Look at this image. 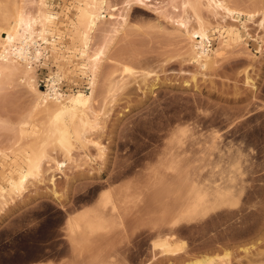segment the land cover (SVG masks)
I'll use <instances>...</instances> for the list:
<instances>
[{
	"label": "rangeland",
	"instance_id": "rangeland-1",
	"mask_svg": "<svg viewBox=\"0 0 264 264\" xmlns=\"http://www.w3.org/2000/svg\"><path fill=\"white\" fill-rule=\"evenodd\" d=\"M7 1L9 0H0V7L3 5L6 7ZM37 1L19 0L20 4L23 2L28 12L32 11L31 13L35 12ZM184 1L146 0V6L133 4L128 11L126 0H111L110 5L116 9L109 12L114 13L117 19L105 18L100 22L94 34L92 50L101 46L104 41V43L110 41L113 35L110 30L115 25L120 26L118 23L122 21L121 16L126 13L128 23L111 45L98 73L92 108L101 113L100 128L89 132L88 137L92 142L85 147L80 144L74 146L71 159L67 160L63 172L57 171L55 161L46 159L42 165L41 177L32 178L22 194L12 193L7 195L6 199L0 197V264H62L66 261L70 263V256H74V251L70 247L71 226H68L76 214L78 216L88 208L96 209L98 203L99 209L101 207L99 198L101 200L103 192L112 190L115 192L120 187L128 188L129 183L137 186V189L129 186L133 192V194L130 192L131 197L141 196L140 199L135 196L138 202L132 199L134 203L140 204L149 199L157 189L165 188L162 184L153 186L154 178L150 174L155 172V168L158 170L162 168L158 164L159 159L167 154H164L165 151L168 152L170 148L173 150L175 146L179 150L180 144L187 142L186 147L184 146L186 149L192 139L185 140L184 136H188L187 139L198 137L203 140L206 133H211L212 128L222 133L226 138L225 142L233 140L231 152L240 157L234 163L235 197L228 205L235 216L232 220L228 219V222L227 219H223L227 214L219 217L220 219L209 215L192 223L189 229H180L178 236L187 241L186 251L189 249L191 252L190 255L186 252L188 254L181 258L187 256L191 258L207 252L223 253L228 248L235 252L234 256L236 254V257H232L231 264H264V0H231L232 7L243 13L241 20L228 17L223 22L205 6L198 9L203 19L211 24L210 30L221 23L230 30L233 27L237 28L239 35L237 42H231L227 48L221 50L219 56L215 57V64L208 70L202 69L200 64L190 59L189 39L180 32L182 27L179 22L194 15L193 9L185 7ZM5 2L6 4H3ZM249 13L255 16L249 17ZM247 16L249 19L246 20ZM191 25L195 26L193 22ZM210 34L216 39L210 47L214 50L221 47L223 37L227 36V33L222 36L215 29ZM43 64L44 62L35 64L34 71L39 89L45 91L49 88L51 72L49 69L56 68L53 63L47 66ZM127 65L136 69V72L139 71L138 75L126 74L127 78L123 75L121 79V70L123 71ZM146 71H153L146 83L149 85L157 83L153 93H148L149 95L145 94L149 92L148 85L142 81ZM75 74L79 76L78 73ZM111 76L119 82L124 79L130 81L127 89L123 88L126 89L124 91L115 88L117 92H112L115 93L112 95L114 98L111 96L112 93H107L109 97H106L107 88L109 90V85L114 82ZM134 76L139 77L136 79ZM83 77L84 80L88 79L87 76ZM65 78L64 92L70 93L72 89L65 86L69 79L67 76ZM135 80L143 83H137ZM23 84L17 76L0 79V149L7 152L11 149H20L22 141H28L27 137V139L31 137L32 142L30 140L24 143L21 148L35 142L37 145L39 142L36 140L40 138L32 139L34 137L30 134L32 130L30 133L28 130L46 118V114L36 108L34 92ZM83 85L88 88L86 81ZM113 99L114 102H111ZM139 102L142 105L146 103L143 107ZM184 125L187 126L185 129L189 126L191 132L187 130L192 135L185 134L187 131L184 135V129L182 134L174 131L176 127L183 128ZM181 127L179 129H182ZM173 131L174 134L177 132L178 134L173 135ZM25 133L27 135L24 138ZM171 135L175 137L172 139ZM180 138L184 141L181 142ZM96 141L108 148L104 158L100 157L96 149L94 144ZM54 144L52 140V144L45 145V152L48 153L46 154L56 157L58 161L68 159L61 147L59 148L57 143L55 146ZM193 148L195 150V147ZM197 150L198 148L195 151ZM162 160L161 164L165 165ZM117 162L127 165L128 168L133 167V172L124 166L123 169L131 173L123 170L126 175L123 172L121 174L123 165L117 166ZM115 169H118L120 175ZM113 173L123 177L117 179ZM109 174L117 181L110 178ZM148 174L151 175V182L149 181L151 185L147 183L149 186H145L149 180ZM52 175H55V184L50 180ZM5 184V179L0 178V187ZM121 189L115 192V196L124 190ZM54 191L58 193L57 196ZM72 206L76 210H71L74 209ZM134 211L135 209L131 215L128 214L130 217L127 215L124 225H119L121 228L118 224L115 229L113 228L112 233L120 240L116 239L111 245L104 246L103 255L99 258L100 264H178V261L187 260L180 258L178 261L176 259L170 261L158 257L159 261L163 262L156 261L157 258L153 262L154 253L151 252L150 246L154 237L152 219L147 216L141 217V220L136 219ZM211 217L213 221L215 219L216 224L221 219L224 222L222 220V223L216 225L212 223ZM225 222L228 224H223ZM116 228L119 230L116 231ZM122 228L127 234L124 235L125 238L121 236ZM147 234L149 235L146 237ZM145 238L148 240L145 241ZM241 246L255 247L249 256L239 251Z\"/></svg>",
	"mask_w": 264,
	"mask_h": 264
},
{
	"label": "bare ground",
	"instance_id": "bare-ground-1",
	"mask_svg": "<svg viewBox=\"0 0 264 264\" xmlns=\"http://www.w3.org/2000/svg\"><path fill=\"white\" fill-rule=\"evenodd\" d=\"M9 1H7V4L9 3L10 6H7L5 2L3 4H6V7L5 5H3L4 7L2 5V7H0V10L4 8L0 12V79L17 76L19 81L27 86L26 88L28 90L34 92L36 95V108L41 109L42 112L46 114V118L39 125H33V129L28 130V133L32 130L30 133L31 136H34L32 139L36 140L37 137L41 139L36 140L37 143L39 142L37 145L35 142L27 144L23 147L24 149L21 148L25 145L24 143H28L31 140V137H29L30 139H27V137V142L22 141V144L21 141H19L21 146L18 150L11 149L10 152H7L0 149V178L6 181V184L0 187V197L3 199H6V196L12 193L22 194L26 189L27 183L32 178L41 177L44 160L52 159L51 161L56 162L57 171L63 172L64 167L67 165V160L71 159L74 146L80 144L82 147H85V145L92 142L88 134L89 132L91 133V130H98V128H100V120L102 119L101 113L94 111L92 108L94 94L98 84V73H100V67L108 56L111 45L114 44L116 38L123 32L126 27L125 25L128 23V13H126V15L124 14L121 16L122 21L118 23L120 26L115 25L114 28L110 30L111 34H113L110 41H106L107 43H104V41L103 44L101 43L102 45L100 44L101 46H97L93 51L94 34L100 22L105 18H110L111 20L117 19L114 13L109 12L111 9H116L110 5L111 0H38L37 4L35 2L36 10L35 12L33 11L34 13L26 10V7L23 5L24 1L21 2L22 4H20L19 0ZM125 3H127L126 6L128 7V11L133 4L147 5L146 0H126ZM184 5L185 7H191L194 13L193 17L185 18L179 22V25L183 29H181L180 32H183L190 42L191 49L188 54L191 56L190 59L200 64L202 69L208 70L215 64V57L219 56L221 50L227 48L231 42H237L239 40V35L237 28L233 27L230 30L221 23L210 30L209 27L211 24L203 19L198 9L201 6H205L214 16L220 17L223 22L228 17L234 20H241V14L243 13L232 7L231 0H185ZM249 15V17L255 16L254 14L251 16V13H249ZM247 19H249L248 16L246 17V20ZM192 22L195 26L191 25ZM63 24L65 25L63 26ZM214 29L219 31L222 36L224 33H227V36L223 37L224 39L220 43L221 47L215 50L210 48L213 46V42L216 41L210 34ZM43 62V66L53 63L56 68L51 69L49 67V70H51V72H49V88L45 91L39 89L37 75L34 71L35 64H42ZM135 70L136 69L127 65L123 71L121 70L122 76L120 78L123 79V75L127 78L128 74L134 75L139 72ZM152 72L146 71L143 75V79L141 75L140 78L145 84H147L146 80H148L147 78L151 76ZM75 73H78L77 75H79V78ZM66 76L69 80L66 82L65 86L72 89L70 93L64 92L65 87L63 82L65 83ZM83 76H87L88 79L84 80ZM137 77L139 76H134V78L138 79ZM195 78L196 76H194V79ZM111 79L110 81L114 80ZM125 80L126 79L119 82L115 79L114 82L112 81L111 84L109 83L110 88L108 90L106 87V94L115 92L116 87L120 88L121 91L126 90L129 80ZM84 81L87 82L88 88L84 87ZM135 82L138 83L140 81L135 80ZM147 85L149 92H145V94H151L157 83L154 82ZM115 93H112L111 96L113 94L115 95ZM106 97H109V95L107 94ZM112 98H114V96H112ZM111 102H114V99ZM139 103L141 104V102ZM145 103L146 102H144V104ZM147 109L149 108L147 107ZM148 111L149 110H147V112ZM185 126L186 125H184L183 128L181 126L178 128L174 126V128L176 127L174 131H179V134H182V130L184 129L183 134L185 131H187L185 134H191L189 133L191 132L190 129H188L189 126L186 129ZM180 127L182 129H179ZM174 131L173 135L178 134V132L174 134ZM210 132L211 133H206V136L204 135L205 138L203 137V140L198 137L187 139L188 136H184L183 139L186 138L185 140L192 139L193 142L191 141L190 144L188 143L191 148H189L188 145L185 149V144H187V142L185 144L181 143L179 150L176 149L177 146L174 147L172 145V148L174 147L173 150L170 148V151H165L164 154L167 153L165 156L162 154L163 160L158 158L160 160V164L158 165H161L162 168H159V170L155 168L154 173L152 171V173H149L153 175L152 177L154 178V181L152 179L153 186L162 184L165 188L157 189L153 193V196H149V199H143L144 202L140 204L134 203L133 200H137L135 198L137 195L134 197L132 196L133 198L131 197V187H134V185L129 183L127 184L128 188H125L126 193L128 192L129 194L124 193L125 189L123 187L124 190L120 187L123 191H120L118 196H115V192L117 193L120 189L117 191L115 190V192L112 190L111 192L114 194L110 191H105L101 194L102 201L99 198V202L102 204H100L101 207L99 209H97L99 207L98 203L96 209H93L95 207L88 208L89 210L86 209V211L79 213L78 216L76 214L75 218H73L75 215H72L73 219H71V225L68 226H71L70 235L67 234L70 236V247L73 248L74 256H70V263L66 261L68 263L64 262L62 264H100L99 258L103 255L104 246H109L116 239H119L118 236H115V233H112L113 228L115 229L117 224L118 226L124 225L127 215L133 212L134 209L136 219H140L143 216L152 219V221H150L153 222L152 233H154V237L151 240L150 246L152 251H150L154 253H152L153 262L157 258L156 261L160 263L163 261H159L158 257H162V259L165 260L168 259L171 261V259H176V261H178L177 259H180L182 256H186L188 253L189 255L191 254L189 249L186 251L187 241L185 242V240L180 239L178 236V231L180 229H189L192 223L194 224V222L209 215L220 219L224 214H227V216H223V219H227L228 222L232 220L235 215L230 211L231 206L228 205L235 197L234 163L237 162L240 157L236 153L231 152L233 140L231 141L229 139V141L227 140L225 142L226 138L222 136V133L220 134L213 128ZM26 133L24 134V138L28 134ZM30 134H28V136H30ZM173 135L170 136L172 139L175 137ZM200 135L202 137V134ZM181 138L179 140H181ZM49 140H51V143H49ZM52 140L53 144L56 142L59 148L61 147V150L65 152L68 159L58 161L56 157L47 155L48 153L45 152L46 146L47 144H52ZM47 141L48 143H46ZM183 141L181 140V142ZM30 142H32V140ZM96 142L94 143L96 144V149L100 157L104 158L108 148L98 141ZM171 143L170 140V144ZM192 147H195V150L198 148V150L195 151ZM161 160L165 165L163 163L161 164ZM119 162H117V166L123 165L121 163L119 164ZM124 166L128 168L127 165H123L121 174L125 173V171L123 172V170H126L123 169ZM132 168L129 167L127 170L131 169L133 172ZM118 169H115L116 173H118ZM110 174L112 175V173ZM110 174L108 176H110ZM115 174L113 173L117 179H120L118 177H123V175L117 176V174ZM151 175H149V180L146 182L145 186L147 183L150 184ZM110 178L113 177L110 176ZM50 180L55 184V175H52ZM115 180L116 178L114 181ZM130 185H132L130 187L131 189L129 188ZM134 188L137 189V186ZM54 194L56 196L58 195L56 191H54ZM140 198L141 196L138 197V199ZM67 203H69V201ZM72 207L74 209L71 210H76L74 206ZM67 211L70 212V210ZM70 213L72 214L73 212ZM130 215H128V217H130ZM223 219H221V221ZM211 220L212 223H214L215 219L213 221L211 217ZM224 220L222 222H224ZM221 221L218 220V224H214L219 225V223H222ZM226 223L227 222L223 224ZM121 227L122 226H119V228ZM117 229L118 228H116V231ZM149 234V237H151V233ZM149 234H147L146 237ZM124 235L127 234L123 229L121 236L125 238ZM181 238H183V236ZM147 240L148 239L145 241ZM254 247L255 246H241L239 251L248 255ZM72 248L71 254L73 255ZM220 253L208 254L207 252V254L194 255L195 257L191 258L187 256V258L183 257V259L186 258L187 260L178 261L179 263H177L231 264L232 257H236V254L235 256L233 255L235 252L233 253V250L231 251L228 248L224 250L223 253ZM112 256L110 257L115 260ZM113 260H111V262L116 263ZM150 261L152 262V260Z\"/></svg>",
	"mask_w": 264,
	"mask_h": 264
}]
</instances>
